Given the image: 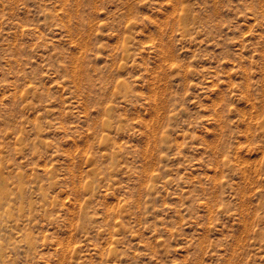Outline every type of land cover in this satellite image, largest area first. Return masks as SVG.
I'll list each match as a JSON object with an SVG mask.
<instances>
[{"label":"rangeland","instance_id":"374dc122","mask_svg":"<svg viewBox=\"0 0 264 264\" xmlns=\"http://www.w3.org/2000/svg\"><path fill=\"white\" fill-rule=\"evenodd\" d=\"M0 264H264V0H0Z\"/></svg>","mask_w":264,"mask_h":264}]
</instances>
